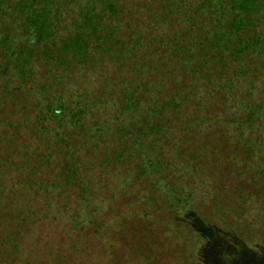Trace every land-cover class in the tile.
<instances>
[{"label":"trees","instance_id":"trees-1","mask_svg":"<svg viewBox=\"0 0 264 264\" xmlns=\"http://www.w3.org/2000/svg\"><path fill=\"white\" fill-rule=\"evenodd\" d=\"M142 5L130 10L127 0H0V127L7 129L0 128V142L21 150L29 145L20 146L12 133L43 135L36 151L48 152L44 166L14 168L30 177L23 187L36 195L70 193L58 208H43L42 215L53 210L67 220L61 236L69 241L48 264L127 263L120 252L135 249L152 261L161 240L153 237L152 245L148 238H126L135 230L125 218L130 206L125 210L104 193L117 186L99 187L84 174L93 167L86 160L113 141L126 147V156L137 154L142 177H151L150 200L144 196L140 204L159 205L164 189L166 204L198 236L201 253L190 264H264V0H147L143 9H153L146 24L136 19ZM109 68L121 74L115 86L92 79ZM206 131L221 141L206 164L217 184L205 176L199 182L207 190L204 204L216 207L208 220L202 202L194 209L203 194L194 181L201 164L180 170L186 162L175 158L184 146L182 133ZM6 158L1 169L10 167ZM177 174L180 186L166 184ZM216 190L226 192V200H218ZM8 193L0 184V264H15L9 260L22 253L14 245L19 234L3 233L7 219L20 225L38 216L16 217L21 208ZM106 201L113 205L105 209ZM137 210L130 209L135 221L143 219Z\"/></svg>","mask_w":264,"mask_h":264},{"label":"rangeland","instance_id":"rangeland-1","mask_svg":"<svg viewBox=\"0 0 264 264\" xmlns=\"http://www.w3.org/2000/svg\"><path fill=\"white\" fill-rule=\"evenodd\" d=\"M143 2V5L139 8L136 7V10L139 9V16L136 19L146 24L149 18V11H145L143 9L144 5L147 3V0H127V4L129 9L132 10L134 5L140 4ZM118 75H121L115 68H109L107 74H94L92 77L93 80L100 81L102 79H106L109 81L110 85L113 87L118 83ZM24 97L26 94H23ZM3 106L0 105V112ZM11 118V117H10ZM12 119V118H11ZM16 118L15 120H17ZM20 120H25L23 117H20ZM22 123V121H21ZM120 125L122 123L117 122L113 123ZM116 126V125H114ZM0 128H2L1 132H7L6 125L3 124ZM2 135V133H0ZM14 141H16L20 146H28L29 148H21V150H10L8 143L0 142V160L5 159L7 161L8 156H10L9 164L10 167H5L3 169L0 168V184L8 185L9 193L7 198L11 203H16L19 209V212L16 214L30 211H38L37 217H32L27 219L25 224L20 223L17 225L14 220L10 221L7 219V229L3 227V233L5 232H16L19 234V240L14 245H17L21 250V255H14V258L9 261L14 262L15 264H48L52 263L54 259H51L52 253L58 256L57 253L63 250V241L65 240V244H68L69 241L66 238H63L61 235L68 230H62V225H67V220L60 216L57 211L49 210V216L42 215L44 212V205L49 207L53 206L54 208H58L67 196H69V191L64 194L63 190H58L52 192L49 196L46 194L36 195L28 188L25 189L23 187L25 182H31L30 177H25L24 174L16 171L14 167H42L44 166L45 156H48L47 153L37 152L36 146L40 145V141L43 138V135L33 136L30 130H25L20 133V135L16 133H12ZM182 139L184 146L182 150L176 152L175 158L181 157L183 161L186 162L187 167H177L181 169H194L197 170L196 165H200L201 170L198 171L200 174L194 181H198L195 187L199 190L200 193H203L198 197L199 201L194 205V209H198V203L202 202V208L199 207L203 213V216L208 220V215L214 212L216 208L214 204H204L207 203L206 199V189L204 188L201 182V176H205L208 180V184H217V173L212 171L213 167L206 166L207 162L211 160L214 152H218L217 147L221 145V141L218 137V133H212L211 131H206L204 133H195V134H184L182 133ZM8 137V136H7ZM31 141H28L30 140ZM82 140V138L77 137V140ZM38 141V144L33 146L35 142ZM85 140H83L84 142ZM160 140H156L153 142H159ZM150 142L148 146L154 150H156V145ZM57 144V141H56ZM154 144V145H152ZM123 144L118 143L117 141H113L109 146L102 147L104 148V153H98L96 151L94 157H90L87 159L85 163H93V167H86L91 171H84L85 176L89 175V177H95V179L91 180L95 185L97 182L99 183V187H104V185H111L112 187L117 186V190L114 193L108 194L105 191V195H109V199L116 201H121L119 204H123V208L126 210L129 206L128 212L125 214L126 220L129 223H132L131 229H135L134 232L126 233V238L128 239H143L148 241L153 245L152 238L155 237L158 240H161V243L153 245L155 246L152 255V261L150 264H190L191 258L195 252L200 254V248L198 246V236L193 232L191 228H187L188 225L186 223L180 222L178 218L174 215L176 210L172 209L168 204H166L167 196L164 189H161L159 192L156 191L157 201L159 205L153 202H148L147 205L140 204V200L144 196H148V200H150V195L152 192V181H147L146 179L151 178L148 175L144 176V169L140 168L141 164L138 162V155L133 153L130 157L126 156L125 150L126 147L120 148ZM192 145L198 149H193L192 152H189ZM98 146L95 143V148ZM91 148V146H89ZM62 150V149H60ZM95 151V150H94ZM121 151V152H120ZM63 151H60L62 153ZM16 153V154H14ZM215 153V154H216ZM15 155L12 157V155ZM45 155V156H43ZM192 157L195 160H192ZM81 159V158H80ZM182 161H179V164ZM178 174L175 177L170 178V182L166 184H171L174 187L180 186V181L176 180ZM48 178V177H47ZM185 179H190L188 176ZM210 180V181H209ZM177 185V186H176ZM213 186V185H210ZM219 188L220 185L218 184ZM141 189H146L145 193L141 192ZM226 192L221 193L216 190L214 193L215 197L219 196L218 200H226ZM54 197L53 200L51 198ZM113 197H117L118 199H114ZM229 198H232L231 196ZM234 198H237L234 196ZM101 197H99V201ZM107 207L112 206L113 204H107ZM35 206V207H34ZM52 207V208H53ZM135 207L137 212H140L143 218L142 220L135 221L132 217L131 213L130 217V209ZM139 207V208H138ZM15 210V208H14ZM229 210H233V206L230 204ZM183 211V210H182ZM184 212V211H183ZM149 213V215H148ZM17 215L16 217H19ZM62 217V219H59ZM58 219V221H56ZM222 217L220 214H217L216 221L222 224ZM1 232V229H0ZM152 247V248H153ZM104 250H100L96 252V255L102 257ZM9 255H12L9 252H6ZM120 253L125 254L127 257V263H118V264H148L146 260H142L140 256L142 255V250L135 249V251ZM119 253V254H120ZM7 255V254H6ZM66 256L67 254L64 253ZM110 260V259H109ZM50 261V262H49ZM119 261H122L119 258ZM116 262L108 261V258L105 260L103 264H115ZM61 264V263H59ZM101 264V263H97Z\"/></svg>","mask_w":264,"mask_h":264}]
</instances>
